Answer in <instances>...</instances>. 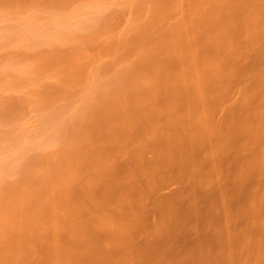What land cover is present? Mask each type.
<instances>
[{"label":"bare ground","instance_id":"obj_1","mask_svg":"<svg viewBox=\"0 0 264 264\" xmlns=\"http://www.w3.org/2000/svg\"><path fill=\"white\" fill-rule=\"evenodd\" d=\"M73 2L0 0L10 13L27 6L66 10ZM131 6L132 26L121 35L111 1L90 30L74 34L73 47L48 40L11 53L32 58L40 77L53 71L57 79H41L29 95L0 92L5 124L25 105L70 95L105 44L118 58L104 66L106 78L88 97L50 124L55 150L28 147L6 166L0 264H200L205 258L264 264V0H133ZM249 60L244 74L240 63ZM239 75L241 95L217 122L213 107ZM167 172L183 178L180 189L157 199L153 225L137 243L141 207ZM178 199L182 218L201 220L199 236L168 258L162 244L182 230Z\"/></svg>","mask_w":264,"mask_h":264},{"label":"rangeland","instance_id":"obj_2","mask_svg":"<svg viewBox=\"0 0 264 264\" xmlns=\"http://www.w3.org/2000/svg\"><path fill=\"white\" fill-rule=\"evenodd\" d=\"M111 1L118 7L120 19L116 35L123 34L132 26L135 17V10L131 6L133 0H74L71 6L64 9H49L42 6H27L16 12H8L0 3V92L6 94H30L33 88L39 86L41 79L50 81L57 77L53 71L45 78L40 77L31 69L33 59L29 57L16 58L11 53L18 54L24 50H33L38 45L54 40L63 46L73 47L79 41L74 34L90 30L94 23V16ZM105 44L99 54L88 60L83 72L76 78L74 88L70 95L58 101L46 103H30L25 105L15 122L0 123V183L7 180L8 173L6 166L14 165L23 155L28 147L37 146L43 151L55 150V144L49 141L48 128L52 122L69 115L75 104L88 97L95 85L106 78L104 66L116 61L118 56L110 52ZM264 46V44L262 43ZM90 51H92L90 49ZM243 53V52H242ZM243 55L252 57L251 53L244 52ZM12 57V58H11ZM251 61L240 63L242 72L245 74L251 70ZM245 82L244 75L230 79L231 89L224 102L220 106L213 107L214 119L217 122L224 120L226 108L236 102L241 95L239 85ZM5 84L15 85V88L3 87ZM37 99V95H36ZM252 152L248 150L245 154ZM152 153L148 154L151 157ZM118 170H125L124 162L118 164ZM182 177L174 172H167L164 177L157 180L155 188L148 192V196L142 205L144 215L141 220V228L136 234L135 242L143 243L153 225L155 214L152 209L158 198L161 196H174L180 189ZM244 194L239 196L241 203ZM206 204L201 202L199 209L203 212ZM177 220L182 226L181 232L172 240H166L163 245L168 248L167 257L173 256V252L180 244L192 242L199 235L196 234V225L201 220L196 215L182 218L184 202L178 199L174 204ZM181 221V222H180ZM161 242L156 241L154 245L160 246ZM209 259H203L200 264H208Z\"/></svg>","mask_w":264,"mask_h":264}]
</instances>
